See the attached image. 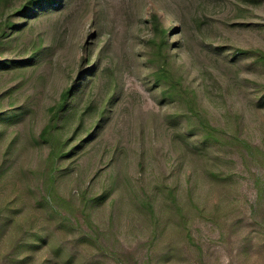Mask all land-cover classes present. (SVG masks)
Returning a JSON list of instances; mask_svg holds the SVG:
<instances>
[{
  "label": "rangeland",
  "instance_id": "obj_1",
  "mask_svg": "<svg viewBox=\"0 0 264 264\" xmlns=\"http://www.w3.org/2000/svg\"><path fill=\"white\" fill-rule=\"evenodd\" d=\"M29 1L0 0V264H264V0Z\"/></svg>",
  "mask_w": 264,
  "mask_h": 264
},
{
  "label": "trees",
  "instance_id": "obj_2",
  "mask_svg": "<svg viewBox=\"0 0 264 264\" xmlns=\"http://www.w3.org/2000/svg\"><path fill=\"white\" fill-rule=\"evenodd\" d=\"M52 2L55 3V0H30L29 5H33L34 7H38V9L46 10V9H51ZM29 5L25 6L24 11L28 10L30 7ZM154 20L158 23V17L156 16ZM158 25V24H157ZM160 29H158L159 31ZM160 38V52L162 54L163 50L166 48V45H169V40H168V33L166 31H161V34L159 36ZM170 63L169 60L167 62H164L163 66L158 69L157 66H152L153 73H155L154 80L156 83H163L165 84L167 79L175 77L174 71L170 68ZM97 76V75H96ZM177 83H181V79L177 80ZM184 85V83L182 82ZM186 94L189 96V89L188 87L185 89Z\"/></svg>",
  "mask_w": 264,
  "mask_h": 264
}]
</instances>
